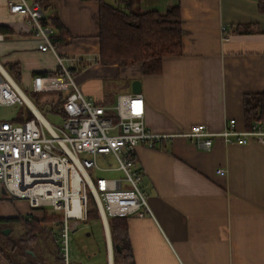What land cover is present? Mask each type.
<instances>
[{"label": "crops", "instance_id": "0c3cea01", "mask_svg": "<svg viewBox=\"0 0 264 264\" xmlns=\"http://www.w3.org/2000/svg\"><path fill=\"white\" fill-rule=\"evenodd\" d=\"M39 1L52 36L58 33L54 18L69 32L59 52L84 60L76 82L87 98L113 108L119 95L132 92V80L140 79L145 124L154 133L179 134L197 123L218 132L231 118L239 130L246 129L244 97L264 92L259 0H137L134 7L142 12L164 13L176 4L182 9L184 51L166 58L156 75L143 74L139 65L99 62L96 0ZM0 24L11 29L0 33V63L17 82L30 89L35 75L57 71L53 53L39 48L26 18L9 12L8 0H0ZM247 24L254 30L234 31ZM135 150L152 212L127 219L135 264H264V145L214 137L206 150L197 140L176 135ZM28 213L26 200L0 199V218ZM104 231L107 264H114L110 227ZM0 264H9L1 253Z\"/></svg>", "mask_w": 264, "mask_h": 264}, {"label": "built area", "instance_id": "2783aa9c", "mask_svg": "<svg viewBox=\"0 0 264 264\" xmlns=\"http://www.w3.org/2000/svg\"><path fill=\"white\" fill-rule=\"evenodd\" d=\"M8 9L26 18L40 40L39 48L56 58L57 73L35 75L30 89L44 93L42 103L48 104L49 111L59 106L62 121L61 126L52 125L0 63V107L24 105L33 114L23 122L0 117V199L26 200L30 218L35 217L34 212L43 216L48 209L62 216L59 232L63 264H70V231L88 219L89 196L106 227L114 217L152 215L141 186L144 171L135 160L139 145L155 147L156 142L176 135L195 139L206 150L212 147L214 137H222L227 143L244 145L254 140L264 145V118L254 119L243 130L231 118L218 132L197 123L179 134H157L145 124L143 93L121 94L113 108L87 98L76 82V72L84 60L59 52L41 2L8 0ZM99 156L107 163L109 156L113 157L117 168H100ZM93 169L119 170L123 176L93 179ZM224 172L218 170L219 174Z\"/></svg>", "mask_w": 264, "mask_h": 264}, {"label": "trees", "instance_id": "16d2710c", "mask_svg": "<svg viewBox=\"0 0 264 264\" xmlns=\"http://www.w3.org/2000/svg\"><path fill=\"white\" fill-rule=\"evenodd\" d=\"M99 3V62L103 65H119L129 67L139 65L145 75H156L162 72L166 58L179 56L184 51L182 33V9L179 4L172 5L162 13L158 9L140 11L135 9L137 0H96ZM259 9L264 12V0H259ZM53 25L58 33L53 36L55 43L62 46L66 43L68 30L57 19ZM10 27L0 24V33H10ZM254 30L252 25H238L234 31L249 33ZM52 73H57L52 72ZM50 72L45 74H52ZM244 109L249 124L254 119L264 118V92L246 94ZM33 117L27 108L26 112L15 122H23ZM96 209V207H95ZM92 211L89 210V216ZM96 212L97 209H96ZM99 215V214H98ZM88 216V217H89ZM62 216L46 212L42 217L15 216L0 218V224L19 222L25 227L22 238L26 243L37 242L42 233L54 236L50 225L60 229ZM128 217H114L109 221L114 247V264H135L131 239L129 236ZM6 228L3 226L1 228ZM3 241L8 236L0 232ZM57 237H52L55 243ZM15 250L17 244H5ZM27 255L28 251H23ZM29 254V253H28ZM55 262L63 263L61 248L58 243L52 254ZM7 262L10 264L8 259Z\"/></svg>", "mask_w": 264, "mask_h": 264}, {"label": "rangeland", "instance_id": "374dc122", "mask_svg": "<svg viewBox=\"0 0 264 264\" xmlns=\"http://www.w3.org/2000/svg\"><path fill=\"white\" fill-rule=\"evenodd\" d=\"M20 87L25 91L27 96L32 102L39 108L43 116L55 126H61L62 116L60 115L59 106L49 111L47 103H42L44 93H36L31 89H28L24 83H20ZM24 105H3L0 107L1 119L14 121L18 120L23 113L26 112ZM115 122L117 120L115 119ZM110 163L102 156L97 158V165L100 168H117L116 160L109 156ZM91 176L93 179L103 177H116L120 178L123 173L119 170H91ZM89 210L92 211L88 219L82 220L75 230H71L69 233V255L70 264H92L93 261L100 260L102 264H107V242L104 231V224L101 221L99 213L96 212L94 201L89 196ZM50 213V209L47 210ZM3 226L5 229H10L5 241L3 237H0V253L8 259L10 264H63L55 262V258L52 255L55 252L56 245L62 248L59 227L57 225H50L53 230L52 233L57 237V242L46 233H42L40 240L37 242L26 243L22 240L25 232V227L19 222H5L0 224V232L2 233ZM87 233H90L87 234ZM17 244L15 250H11L9 246L5 244ZM23 251H28L27 255H24ZM92 261V262H91Z\"/></svg>", "mask_w": 264, "mask_h": 264}, {"label": "water", "instance_id": "95a60500", "mask_svg": "<svg viewBox=\"0 0 264 264\" xmlns=\"http://www.w3.org/2000/svg\"><path fill=\"white\" fill-rule=\"evenodd\" d=\"M132 87V93H141L142 92V82L140 79H134L131 83ZM3 192H5V189H3ZM10 232V229H3V234H8ZM112 261V259H110ZM92 264H102L101 262H93Z\"/></svg>", "mask_w": 264, "mask_h": 264}, {"label": "flooded vegetation", "instance_id": "af4514ba", "mask_svg": "<svg viewBox=\"0 0 264 264\" xmlns=\"http://www.w3.org/2000/svg\"><path fill=\"white\" fill-rule=\"evenodd\" d=\"M3 229H5V227Z\"/></svg>", "mask_w": 264, "mask_h": 264}]
</instances>
